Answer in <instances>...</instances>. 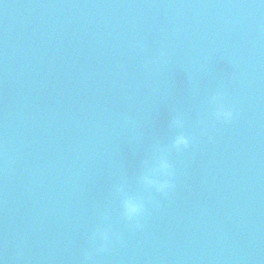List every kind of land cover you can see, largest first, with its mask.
I'll return each mask as SVG.
<instances>
[{"label":"water","instance_id":"water-1","mask_svg":"<svg viewBox=\"0 0 264 264\" xmlns=\"http://www.w3.org/2000/svg\"><path fill=\"white\" fill-rule=\"evenodd\" d=\"M0 261L264 264V0H0Z\"/></svg>","mask_w":264,"mask_h":264},{"label":"clouds","instance_id":"clouds-1","mask_svg":"<svg viewBox=\"0 0 264 264\" xmlns=\"http://www.w3.org/2000/svg\"><path fill=\"white\" fill-rule=\"evenodd\" d=\"M212 102L216 104L213 115L217 120L228 122L234 118L233 110L224 107L222 103L218 102L216 97L212 98ZM172 127L176 130L181 129L183 127L182 121L178 118L174 119L172 122ZM189 143L190 139L187 135H185L183 132H177V134H175L171 139V143L168 148L165 149L162 154L154 162H152V164H150L146 171L141 175V182L148 189L167 195L175 187L172 180V165L167 158V152L171 150L180 151L185 149L189 146ZM121 209L122 215L126 220L129 222L137 221L135 227H142V225L139 223V219L147 212L144 201L134 197L126 198L122 201ZM94 238H98L104 242L100 249L103 250L107 244V241L109 240V233L101 229L97 231ZM0 264H3V262L0 261Z\"/></svg>","mask_w":264,"mask_h":264}]
</instances>
